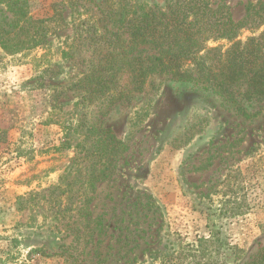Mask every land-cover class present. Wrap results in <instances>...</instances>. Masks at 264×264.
<instances>
[{"label": "rangeland", "instance_id": "obj_1", "mask_svg": "<svg viewBox=\"0 0 264 264\" xmlns=\"http://www.w3.org/2000/svg\"><path fill=\"white\" fill-rule=\"evenodd\" d=\"M19 1L42 18L52 13L53 2L65 0ZM140 1L164 8L171 0ZM211 2L226 5L234 21L248 4L264 5V0ZM70 13L65 8L66 21ZM11 17L0 0V27L8 28ZM69 32L51 34L45 47L26 53L6 55L0 49V264H64L55 253L73 245L61 189L67 171L76 167L81 136L71 132L63 146L64 131L49 122L51 88L72 82L70 64L59 54ZM249 35L244 29L239 38ZM49 65L60 74L43 73ZM78 96L69 91L56 101L57 114L71 125L81 117L93 119L92 106L79 104ZM103 126L127 150L114 175L95 187L89 245L72 249L80 264H148L161 259L178 236L193 242L210 229L227 243L221 259L236 245L244 249L238 264H246L264 246V110L245 118L202 83L154 76L143 93L113 104ZM233 168L243 178L240 193L247 206L243 214L227 217L220 203L211 205L200 194L218 189ZM196 201L204 202L202 211ZM34 249L53 256L30 253Z\"/></svg>", "mask_w": 264, "mask_h": 264}, {"label": "trees", "instance_id": "obj_2", "mask_svg": "<svg viewBox=\"0 0 264 264\" xmlns=\"http://www.w3.org/2000/svg\"><path fill=\"white\" fill-rule=\"evenodd\" d=\"M2 1L12 15L9 27H0V49L6 55L43 48L49 35L70 30L59 54L70 64L72 82L51 88L49 115V122L64 131L63 146L69 145L71 132L81 136L75 145L76 167L67 171L61 189L69 210L65 231L73 234L71 250L66 247L55 253L64 257V264L82 262L72 249L76 244L89 245L93 221L89 206L95 187L114 175L127 150L125 143L103 126V117L113 104L143 93L147 81L157 76L202 83L245 118L264 110L262 3L248 4L244 16L234 21L226 5L213 7L211 0H171L164 8L140 0H65L53 2L52 13L42 18L33 17L19 0ZM65 8L71 12L69 21L63 16ZM244 29L251 35L240 39ZM42 72L50 78L60 74L55 65ZM69 91L79 92V104L92 106L91 121L81 117L71 125L57 114L58 97ZM219 185L200 196L208 198L211 205L220 203V212L227 217L246 212V199L240 193L243 178L237 169L229 170ZM195 203L202 211L204 202ZM226 244L217 229L193 242H182L178 236L166 245L161 259L148 264H238L244 249L231 245L228 257L221 259ZM37 251L53 256L40 249L30 253ZM246 264H264V246Z\"/></svg>", "mask_w": 264, "mask_h": 264}]
</instances>
